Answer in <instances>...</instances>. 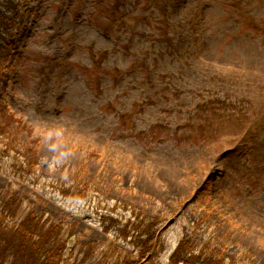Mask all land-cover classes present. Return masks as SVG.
Returning <instances> with one entry per match:
<instances>
[{
    "label": "rangeland",
    "instance_id": "obj_1",
    "mask_svg": "<svg viewBox=\"0 0 264 264\" xmlns=\"http://www.w3.org/2000/svg\"><path fill=\"white\" fill-rule=\"evenodd\" d=\"M17 4L18 28L0 35L16 51L8 101L21 145L38 139L39 165L22 179L3 163L0 189L74 225L69 248L94 245L108 264L134 250L100 217L136 211L160 219L155 264L184 236L228 263L264 264V0ZM233 111L239 126L218 127ZM72 179L89 180L93 198L47 184ZM208 181L209 198L194 197Z\"/></svg>",
    "mask_w": 264,
    "mask_h": 264
},
{
    "label": "trees",
    "instance_id": "obj_2",
    "mask_svg": "<svg viewBox=\"0 0 264 264\" xmlns=\"http://www.w3.org/2000/svg\"><path fill=\"white\" fill-rule=\"evenodd\" d=\"M18 1L0 0V35L6 38L13 36V30L19 26L16 20L20 16ZM116 23L113 21V24ZM13 51V44L10 41L0 39V169L3 170L4 163L10 175L24 179L34 176L37 172L38 139L30 140L22 146L17 137L18 133L25 129V124L15 116L9 105V81L4 74L10 67L8 62L13 57ZM241 116L233 111L227 116H218L215 121L219 124L218 127L231 125L232 129H235L239 126ZM211 127L213 123L199 126L198 137L204 139L206 129L204 132L201 129ZM74 181L75 179L69 183L60 181L56 184L54 182L47 184L65 198H93L88 194L90 191H95L90 188L89 180ZM210 188L211 182L208 181L194 197L203 194L207 196L204 198L207 200ZM22 201L23 199L13 191L11 184L5 189H0V264H108V259L104 260L102 254L90 256L94 254L92 249L94 245H81L77 251L69 248L70 240L74 235V225H65L53 221L51 217L36 214L32 210H24ZM100 218L105 231L112 230L117 239L127 241L134 250V254H127L121 258L115 256L117 261L110 264H155L159 253L163 250L161 233H158L157 229L160 219L146 217L139 211L131 213L124 223H120L118 218L108 216ZM108 250L112 253L117 251L111 245ZM104 256L106 257L107 253ZM227 261L220 251L208 254L205 248L193 245L189 236L180 238L168 258L169 264H233L235 262Z\"/></svg>",
    "mask_w": 264,
    "mask_h": 264
}]
</instances>
